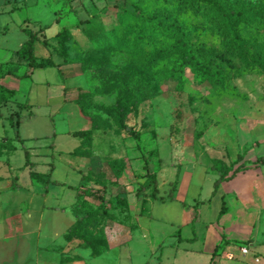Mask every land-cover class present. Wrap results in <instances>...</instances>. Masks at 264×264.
Wrapping results in <instances>:
<instances>
[{"label":"rangeland","instance_id":"374dc122","mask_svg":"<svg viewBox=\"0 0 264 264\" xmlns=\"http://www.w3.org/2000/svg\"><path fill=\"white\" fill-rule=\"evenodd\" d=\"M72 1L76 18H89L95 14L88 0ZM188 1L106 0L103 7L99 5L101 8H97L96 20L101 18L95 21V28L115 26V34L120 36L127 27L147 19L148 23L175 33L192 50L209 56L212 61L210 68L225 76L221 83L214 84L182 68L173 79L153 82L151 97L126 116L127 125L140 132L137 140L115 129L114 125L107 123L111 122L109 117L95 111V102L114 101L115 94L109 91L103 96L86 97L84 100L88 113L103 120L93 144L94 151L91 150L92 143L88 148L74 150L80 144V138L67 131L87 129L88 123L76 105L62 106L61 87H68L65 97L72 100L96 87V81H91L85 71L80 70L79 75L70 74V79L61 78L55 69L37 71L33 79L29 76L3 78L4 85L17 91L15 101L27 99L35 105L32 110L35 118L21 123L17 132L6 119V122H0V264H72L77 260L76 256L85 260L78 264H202V260L191 258L184 252L191 244H209L205 240L212 242V224L233 228L236 222L241 226L254 221V239L238 243L233 264H247L253 256H259L253 254L254 250L248 244H264V189L261 187V183L264 185V165L242 172L245 174L242 180L249 182L254 179L255 182L245 189V194L247 192L246 195L251 197L252 192L256 199H249L245 204L241 195L221 199L219 193L214 196L211 193L217 178L213 169L215 160L229 164L243 149L247 150L246 164L264 156V19L253 29L241 27L240 37L248 45L244 55L236 47L228 48L223 34L199 11L190 9ZM227 1L231 5L239 3L245 9L264 13V0ZM70 5L69 0H0V62L9 60L10 52L27 38L19 29L24 20L32 22L27 23L29 29H34L33 25L38 21L47 27L45 36H51L62 22L71 18L67 13ZM123 5L133 12L137 20L128 14L116 15L117 7ZM89 7L90 12H86ZM60 12L65 16L58 22L54 21ZM75 20L72 18L67 25H73ZM73 33L80 45H84L85 38L81 32L74 30ZM68 48L70 59L74 61L91 56L93 59L106 58L125 70L136 65L134 59L118 50L98 55L88 53L84 57L83 48L71 43ZM34 53L43 55L38 43ZM255 56L259 61L252 65L245 60H252ZM14 72L23 76L28 69L25 65H17ZM12 108L14 105L10 102L0 111L9 115ZM24 118L27 119L28 115ZM52 133L53 137L48 138ZM94 134L96 136L97 132ZM32 137L38 139L34 141L30 139ZM20 138L25 139V144L19 142ZM50 142L56 145L55 150L49 147ZM72 150L74 153L69 154ZM25 153L29 154L30 166H25ZM80 157L82 163L76 165ZM119 159L123 160L125 168L121 176L115 178L109 163ZM51 161L54 166L47 170V162ZM69 165H76L73 170L86 176L83 183L76 186L51 185L48 195L38 194L42 187L39 184L44 180L35 176L46 175L48 171L54 170V180L77 184L79 177L67 169ZM249 170L254 173L250 171L246 177ZM148 175L155 176L157 181L155 197ZM85 187L97 190L99 194L102 192L106 200H113L118 193L131 195L139 191L140 217L130 220L129 203L128 208L116 204L106 214L101 227L103 237L107 244L115 246L96 258L88 255L86 241L67 235L76 219L84 216L85 210L73 214L68 205ZM169 191L175 201L163 200ZM160 196L164 198L160 199ZM133 198L134 194L128 196L132 207H135L136 199ZM194 201L201 202L196 209L182 205ZM79 202L74 203L73 208ZM87 203L95 208L100 202L90 198ZM222 203L225 209L220 213ZM42 204L65 207L66 210L41 212ZM196 214L198 217L192 222L191 230L186 228L184 223ZM124 225L128 230L123 229L122 233ZM240 231L238 235H244L242 228ZM222 234L221 243L226 237V233ZM183 235H193L194 238L185 239ZM221 243L216 248L217 253H221ZM242 248L249 249L245 258L240 254ZM256 250L263 251L264 248L257 247Z\"/></svg>","mask_w":264,"mask_h":264},{"label":"trees","instance_id":"16d2710c","mask_svg":"<svg viewBox=\"0 0 264 264\" xmlns=\"http://www.w3.org/2000/svg\"><path fill=\"white\" fill-rule=\"evenodd\" d=\"M187 6L194 11H199L206 20L223 34L227 40L228 48L236 47L244 55L247 54L248 50L246 46L248 45L240 37L241 27L253 29L259 21L264 19V13L245 9L239 3L231 5L227 0H189ZM94 8L95 11L93 13L95 14H92L89 18L78 20L77 25L85 38L84 45L81 46L77 43L67 28H63L55 35V45H49L47 39L40 42L44 47L49 45L62 63L78 64L81 71H85L91 81H96L97 83L96 87L94 86L90 91L80 94L77 99L72 101L78 107L81 114L90 122V130L73 133L74 136L81 137V147L88 148L91 143V132L103 126V120H101L102 118L100 116L90 115L88 113V108L84 105L86 97L93 98L97 95L103 96L110 92L114 93L115 99L112 103L95 102L94 109L101 115L109 117L111 122L107 123L114 125L115 129L125 132L129 138L137 140L140 132L127 125L126 116L131 112H135L145 99L151 97L150 92L154 90L153 82L173 79L182 68L189 69L203 81H209L214 84H219L223 81L225 76L221 75L217 70L210 68L212 61L209 56L189 48L188 45L177 38L175 33L148 23L147 19L143 18L138 25L127 27L118 36L115 34V26L106 28L104 25H101L95 28L94 23L95 21H100L101 16L96 20L95 15H98L96 13L97 8L96 6ZM127 14L130 18L137 20V17L133 15V12L126 5L117 7L116 15L118 17ZM42 30L43 28H40L38 32H33L30 29H21L27 39L14 53L20 60L26 62L27 73L23 76H18L14 72V65L11 63L4 64L0 67V107L10 102L16 93L14 89L2 83L5 76L21 79L29 76L30 71L53 65L49 58L38 62L34 55V42L38 40L37 34ZM70 43L79 48H83L84 57L88 53L98 55L118 50L125 56L134 59L136 65L135 67L132 65L129 70H125L111 63L106 58L93 59L91 56L74 61L70 59L69 55L68 46ZM245 60L251 65L259 61L257 56L252 60L246 58ZM1 118L2 115L0 114ZM7 121L10 127L17 132L22 117L15 112L7 117ZM19 142L23 143V140L19 139ZM246 151L243 149L237 155L235 161L229 164H225L221 160L214 161L213 169L216 171L217 179L213 183V193H215L220 183L233 179L237 173L246 171L251 167L264 165V156H259L251 164H246L244 161ZM30 165L29 154L25 153V166ZM109 167L115 178H119L125 168V163L119 159L110 162ZM31 175H34V172H31ZM49 176L50 174L36 175L35 177L43 180L44 178L46 179L43 184L44 188H47L46 185L59 184L53 181L50 182ZM148 178H150L153 184L152 195L155 197L157 193L156 178L152 175H148ZM84 180H86V176L81 174L80 181L83 182ZM138 192L135 193L137 200L139 199ZM77 193V201L80 200V202L72 210L76 214L78 213L77 211L85 208L84 216L76 219L67 235L69 237L75 236L86 241L87 244L85 246L96 257L107 248V242L103 237V230L101 228L106 214L110 212V209L115 208L117 206L116 204H122L128 208L127 198L125 194L118 193L114 196L113 200H106L102 192L99 194L97 190H93L90 187L82 188ZM86 198L98 200L100 202L99 206L93 208L87 203ZM166 198L173 199L170 191ZM105 205H108V207L105 208ZM224 209L225 206L222 203L220 213ZM79 233H81V236H79ZM221 244H226V242H222Z\"/></svg>","mask_w":264,"mask_h":264},{"label":"crops","instance_id":"0c3cea01","mask_svg":"<svg viewBox=\"0 0 264 264\" xmlns=\"http://www.w3.org/2000/svg\"><path fill=\"white\" fill-rule=\"evenodd\" d=\"M4 1H7V0H4ZM69 1H70L71 5H70V9H69V11H67V13L70 15L71 18L70 19H67L65 22H62V25L58 28V30L53 35H51V36H45L44 32L47 29V27L41 26L38 21H35L36 25H33L34 29H30L33 32H38L40 30V28H43V30L39 34H37L38 40L34 42V50H35V44L38 43V45H41L42 52H43V55L41 54V56H36V54L34 53L37 61L39 62V61H41L43 59L49 58L52 61V63H53V65L50 66V67H44V68H41V69H35L33 71H30L29 74H28L29 77H30V79H33V76H34V73L35 72L41 71L43 69H55L56 70V73L61 78H63V79H66V78L70 79V78H72L71 77L72 75H70V74H73V75H79L80 74V70L81 69H80V66L78 64H75V63H62V61L60 59H58V57L55 54V52L51 49V47H49V45H55V43H54L55 38L54 37L63 28H67L69 30L70 34L76 40V42L80 44V42L78 40V37L73 33V31L74 30H79L81 32L80 28L77 25L78 24V20L85 19V18H88V17H85V18H76L75 17V13H73V9H72V6H73L72 5V2L73 1L72 0H69ZM88 1L92 4L91 5L92 6L91 7L92 8V11H95V8H94L95 6H96V8H99L100 9L101 7H99V5H101L103 7L105 5V3H106L105 2L106 0L105 1H98V0H92L91 1V0H88ZM91 8L90 7L89 8H86V12H90ZM63 16H65V15H63V13L60 12L58 14V17L55 18L54 21L58 22V21L62 20ZM72 18L76 19L75 20V23L73 25H67V23H69ZM27 23H30L31 24L32 22H30V20H24L23 23L19 26V29L20 30L22 28L29 29ZM81 34H82V32H81ZM44 39H47L48 44H49L46 47H44L40 43ZM24 41H23V43H24ZM23 43H21L17 49H14V50H12L10 52L11 57H10L9 60H7L5 62H0V67L2 65H4V64H7V63L13 64L14 67L17 66V65H25L26 66V62L23 61V60H20L16 56V54L14 53L16 50H18L20 48V46ZM40 50H41V48H40ZM54 57L56 59H58V60H55ZM8 77L9 78H13L12 76H8ZM6 78H7V76H6ZM13 79H16V78H13ZM32 83H35V82H32ZM39 84H41V83H39ZM9 88H11V87H9ZM67 88H68L67 86L66 87L62 86L61 87V90H62V101H63V105L62 106H65L64 108L75 105L72 102L73 101L72 100L73 98L71 99V98H66L65 97L66 96L65 94H66ZM11 89H14V88H11ZM15 92H17V91L15 90ZM15 96H16V93H15ZM14 97L10 101L14 105V108L11 109V111L9 112V115L12 114V113L17 112L19 114V116L22 117L21 123H23L25 120H28L29 118H35V113L32 111L35 105L32 104V103H29L27 99L24 102H17V101L14 100ZM10 102H8V103H10ZM5 106L0 107V110H1V108H5ZM19 106H21V107H19ZM0 114L2 115V118L0 119V122H2V121L6 122L5 119L7 120V117H9V115H5L2 111H0ZM24 115H28V118L25 119L24 118ZM7 123H8V121H7ZM87 123H88L87 129L75 130V131L68 130L67 133H69L71 136H74L73 133H75V132L88 131V130H90V122L87 120ZM18 129H19V127H18ZM18 129H17V131H18ZM94 132H97L96 136H95ZM98 133H99L98 130H94V131L91 132V143H92L91 150L92 151H94V149H95L93 147V144L95 143V138L97 137ZM53 135H54V133H52L51 135H49L47 137L48 138H51V137H53ZM74 137H79V136H74ZM79 138H80V144L74 150H76V149H78V148L81 147V141H82V139H81V137H79ZM20 139L23 140V143L25 144V139H22V138H20ZM30 139L35 141L38 138L37 137H32ZM49 147L52 148L53 150H55L56 145L53 142H50L49 143ZM74 150L70 151L69 154L70 153H74ZM91 150H89V152H88L89 154H90ZM54 153H57V151H55ZM92 155H95V154L92 153ZM244 158H245V156H244ZM255 160L251 161L248 164H251ZM81 163H82V159L80 157L78 159V163L76 165L81 164ZM47 164L49 165V167L47 168V170H50L52 168V166H54V164H53L52 161L51 162H47ZM76 165L75 166L69 165L67 167V169L69 171H73L79 177V181H78L77 184L70 185L68 183H64V182H61V181L59 182L57 180L52 179V175L54 173V170L52 172L48 171V173H47V174H50L49 181L50 182H52V181L53 182H57L59 184H66L68 186H76L79 183L80 184L83 183V182L80 181V179H81V173L75 172L73 170V169H75L77 167ZM253 168H256V167H253ZM256 170H258V169H256ZM250 171L253 172V170L247 171L246 172V177L249 175L247 173H249ZM43 173H46V172H43ZM244 176H245V174H243L242 172H240V173H237L236 176L233 179L228 180V181H224V182L220 183V185L218 186V188L215 191V193H213V191H212L211 196L217 195L219 193L218 195H220L221 199H223L224 197H228V196H232V195H235L237 197L241 195V196H243V201L242 202H244L245 204L247 202H249V199L250 200L256 199L257 197H253L252 192H251V197L248 196V195H246L247 192L245 194V189H247L248 186H250V185H252V186L254 185V183H255V182H253L254 179H251L249 182H246V181L242 180V177H244ZM44 181H46L45 178H44ZM43 184L44 183L40 182L39 185H40V187L42 185V187L39 188V193L38 194H41L42 193V194L48 195L49 194L48 191H49L51 185H46L47 188H44L43 187ZM174 186H176V185L174 184ZM261 187L264 189V185L262 183H261ZM74 194H75V192H74ZM133 194L135 196V198H133V199H136V200H134V202L136 201L134 203L136 205L135 207H132V204L129 202V199H128V196L130 197ZM133 194H131V195L130 194L127 195V193L125 194L127 196V197L126 196L125 197L127 198V201H128V203L130 205V210H131V212H130V220L132 218H136L137 216L140 217V215H141L140 212L138 211L137 197H136L135 193H133ZM163 198L164 197H162L161 199H163ZM86 199H88V198H86ZM165 199H168V198H164L163 200H165ZM77 200H78V198H76V200L73 203H70L68 205V208L70 209V212H72L73 214H74V211L72 210L73 209V204L74 203H77ZM168 200L175 201L176 198L173 195V199H168ZM262 200L264 201V193L262 194ZM199 203H201V202L200 201H197V202L194 201V202H192V204L182 203V205L183 206H186L187 208L194 207L196 209V208H198V204ZM50 209L51 210H61L62 212H64L66 210L65 207L48 206V205L42 204L41 207L39 208V211L43 212L45 210H50ZM197 217H198V214H196L194 218L189 217L188 220L184 223L185 224L184 226H186V228H188V229L191 230V227H192L191 224H192V222L196 221V218ZM233 225H235L234 227L236 229H234V227L231 228V226L225 228V227H223L221 225H218V224H212L211 225L213 227V232H212L213 238H212V242H209L208 240H205L209 244H191L190 245V248H188L189 250H185L184 254H186L187 256H190L191 258H195L197 260L200 259V260L203 261L204 264H233V263H235L234 260L237 258V255H236L237 249H236V247H237L238 243L239 242H243V241H247V240H250V239H254V238H252V235L254 234V230L256 229V222L254 221V223H250L248 225L247 224H244V225H241V226H240V223L236 222ZM241 228L243 229L242 232H243L244 235L239 236L238 233L241 232L240 231ZM123 229H127L128 230V226L127 225L122 226V233H123ZM237 230H238V232H237ZM222 233H224V234L226 233L225 234L226 237L223 238V242H226V244H223V246L221 247V253H217L216 248L221 243L220 241H222V239H220V236H223ZM232 235H233V237H232ZM183 238H185V239H193L194 237H193V235H191V237L190 236H184L183 235ZM255 238H257V237H255ZM112 245L115 246V244H107V248L104 249L100 253V255H98L96 257H99L102 254H105V253L109 252L111 250V248L114 247ZM117 245H125V244H117ZM248 246L250 247V249L252 251L254 250L253 251V254H258L259 256L258 257L257 256L254 257L253 256L252 260L250 259V260L247 261V264H261L262 261H264V250L263 251H260V250H256V249H257V247L264 248V244H248ZM88 250H89V254L88 255L91 258H96L95 256H93L91 254V250L90 249H88ZM240 254H241V252H240ZM248 255H249V252L246 255H242L241 254V256L243 258L247 257ZM76 258H77V260L76 261H72L71 262L72 264H78L80 261L85 262V260L83 258H81V257H77L76 256L75 259Z\"/></svg>","mask_w":264,"mask_h":264},{"label":"built area","instance_id":"2783aa9c","mask_svg":"<svg viewBox=\"0 0 264 264\" xmlns=\"http://www.w3.org/2000/svg\"><path fill=\"white\" fill-rule=\"evenodd\" d=\"M240 252H241L242 255H246V254H248V249H246V248H242V249L240 250Z\"/></svg>","mask_w":264,"mask_h":264}]
</instances>
